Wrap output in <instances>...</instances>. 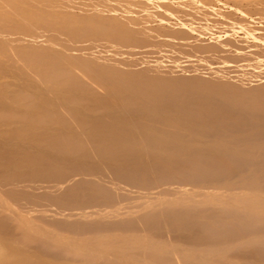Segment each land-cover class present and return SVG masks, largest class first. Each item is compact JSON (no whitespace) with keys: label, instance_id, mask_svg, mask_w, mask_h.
Instances as JSON below:
<instances>
[{"label":"bare ground","instance_id":"obj_1","mask_svg":"<svg viewBox=\"0 0 264 264\" xmlns=\"http://www.w3.org/2000/svg\"><path fill=\"white\" fill-rule=\"evenodd\" d=\"M192 1L0 0V264H264V21Z\"/></svg>","mask_w":264,"mask_h":264},{"label":"rangeland","instance_id":"obj_2","mask_svg":"<svg viewBox=\"0 0 264 264\" xmlns=\"http://www.w3.org/2000/svg\"><path fill=\"white\" fill-rule=\"evenodd\" d=\"M183 4H187L188 2H189V0H180ZM201 1H203V0H193L192 2H194V5L195 6H198L199 4H200V2ZM205 1V3H203L204 4V6H206V9H204L205 11H211V12H216L217 14H219V16L221 17V15L222 14H224V15H234L235 14V17L237 18V19H239L240 17H242V16H244L245 18H246V20H247V22L248 23H257L256 25L258 26V24H260L261 22H263L264 21V9L263 10H260V9H255V12H253L252 10H254L251 6H249L250 7V9H248V10H246L245 11V9L246 8H249L248 7V5L246 4V2L245 1H240V0H225V1H227V2H224L223 0H204ZM213 1V2H212ZM238 1V2H237ZM241 3H240V2ZM221 2V3H220ZM236 2V3H235ZM211 3L213 4V5H211ZM222 3H223V7L221 6L222 5ZM240 3V4H239ZM225 4H227V5H225ZM235 4V5H234ZM238 4V5H237ZM237 5V6H236ZM213 6V7H212ZM233 6V7H232ZM236 6V7H235ZM246 6V7H245ZM225 7V8H224ZM232 7V8H231ZM235 7V8H234ZM225 9V10H223V9ZM239 8L241 9L240 11H239ZM214 9V10H213ZM221 9V10H220ZM230 9V10H229ZM232 9V10H231ZM235 10V12H233L234 10ZM237 9V10H236ZM219 10V11H218ZM226 11V12H225ZM227 11H232L231 12V14L228 12L227 13ZM243 11H245L246 13H244ZM249 11H252L253 13H254V15H255V13H256V15L254 16V17H257V18H259V19H262V20H258V19H256V21H253V20H255V18L252 16L253 15V13L251 14ZM259 11V12H258ZM163 12H165V9H163ZM222 14H221V13ZM236 12H238V13H236ZM258 13V14H257ZM260 13H261V15H263V16H261L260 15ZM237 14V15H236ZM251 14V15H250ZM242 15V16H241ZM245 15H248L249 16V18L250 19H252V20H249V18H248V16H245ZM254 18V19H253ZM257 21H259V22H257Z\"/></svg>","mask_w":264,"mask_h":264}]
</instances>
